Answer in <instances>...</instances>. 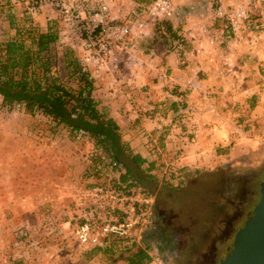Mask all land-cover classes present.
<instances>
[{
	"label": "crops",
	"instance_id": "crops-1",
	"mask_svg": "<svg viewBox=\"0 0 264 264\" xmlns=\"http://www.w3.org/2000/svg\"><path fill=\"white\" fill-rule=\"evenodd\" d=\"M0 1V45L20 39L28 48L29 32L35 39L44 33H54L58 39L50 44L46 54L51 59L49 54L62 46L64 67L70 76L74 70L71 61L78 56L74 49L76 41L58 28L54 16H42L29 28V19L20 7L10 0ZM193 1L180 2L186 5ZM202 48L201 59L184 58L185 62L174 53L157 57L158 54L151 56L147 49L143 53L141 48L136 61L116 69L115 75H109L106 70L99 76L93 74L92 98L119 126L133 153L145 159V167L150 163L151 174L156 170L153 171L155 163L147 143H167L169 150L178 147L183 151L179 165L185 179L222 175L215 172L218 167L234 169L249 156L258 159L251 165L245 160L237 167L261 169L264 165V143L250 140L247 130L237 126L264 112L258 98L253 96V84L241 81L237 96L230 97L234 93L231 82L220 79L216 67L208 61L213 53L211 47L204 43ZM57 66L60 70V64ZM58 76L63 82L62 74ZM77 85L76 82L74 87ZM173 121H180V127L171 126ZM69 135L67 129L59 127L55 137L63 138L64 143H40L38 136L33 143L27 138L23 143H0V153H3L0 155V197H17V200H0V212L17 213L18 225L37 228L42 238L43 228L50 225L54 236L44 241H49L48 246L66 248V259L75 260L81 254L86 264H92L93 259H104V264H109L102 250L84 248L79 253L76 242L69 237V230L75 232L78 199L83 197L84 189L90 188L86 184L88 167L84 155L88 154L86 147L93 145L69 143ZM5 149L10 151L6 153ZM81 161L84 169L78 168ZM50 255H42L37 264H61L59 256L47 257ZM119 261L129 264L125 259Z\"/></svg>",
	"mask_w": 264,
	"mask_h": 264
},
{
	"label": "built area",
	"instance_id": "built-area-1",
	"mask_svg": "<svg viewBox=\"0 0 264 264\" xmlns=\"http://www.w3.org/2000/svg\"><path fill=\"white\" fill-rule=\"evenodd\" d=\"M10 1L22 9L29 28L42 16H54L60 30L75 39L81 67L76 79L87 74L93 81V74L99 76L102 70L115 75L116 69L136 61L143 47L156 56L160 43L165 53H174L183 61L201 59L202 47L207 43L213 51L208 61L216 67L220 79L231 82L234 93L230 97L237 96L241 81L251 82L253 96L264 108V0H188L193 2H180L179 6L176 3L182 0ZM12 107L25 108L19 103ZM180 124L171 122L173 127ZM237 126L247 130L250 140L264 143V112ZM77 136L89 138L83 131ZM163 144H146L155 163L153 171L162 182L177 188L185 181L179 165L183 151L175 147L171 151L173 160L167 162L164 158L168 145L165 143L164 148ZM92 147L93 151L84 155L89 168L86 184L90 188L84 189L77 203V242L85 249L114 252L138 246L147 252L151 262L168 264L159 247H153L154 256L147 251L160 222L156 196L135 180H124V167L104 148L95 143ZM146 168H151L150 163ZM26 236L27 233L23 235ZM23 244L16 239L15 249L23 248ZM34 249L39 252L40 247L35 245ZM24 258L29 261L31 257L18 254L14 260L21 262Z\"/></svg>",
	"mask_w": 264,
	"mask_h": 264
},
{
	"label": "rangeland",
	"instance_id": "rangeland-1",
	"mask_svg": "<svg viewBox=\"0 0 264 264\" xmlns=\"http://www.w3.org/2000/svg\"><path fill=\"white\" fill-rule=\"evenodd\" d=\"M176 4L178 6L181 5L180 1H178ZM3 22L4 21H1V23ZM31 23L33 25L35 24V22H31ZM58 28L62 29L59 26ZM61 47L62 46H60V50L59 48H56L55 51L53 50V54L51 53L52 55L49 54L51 56V60H50L51 66L57 74L59 75L60 73L62 74L64 78L63 81L64 84H66L69 87H74L77 82V79L74 78L72 74L70 76L68 75V72L64 67V59L62 54L64 53V50ZM165 51L166 48L162 47V43L157 44L156 46V53L158 54L157 57L163 55ZM143 53H146V47H143ZM58 57H60L61 60L60 63H58ZM57 64L58 65L60 64V68H61L60 70H58ZM55 66L57 67V69ZM58 128L59 127L55 125V122L53 120H51L50 118L46 117L41 113L39 114V110H37L34 114H31L27 112L26 108L14 109L13 107L10 108L3 107L2 97H0V143H23L24 138H27V140L30 143H33L35 141V136H38L37 141L38 142L41 141L40 143H64L63 138L61 139L60 137H58L57 139V137H55L58 132ZM68 140L69 143H94L89 138L87 139L78 138V136L72 138L70 137V135ZM163 145L165 148V143ZM86 148L88 150L87 153H91L93 151L92 146L89 147L87 146ZM165 149H166L165 150L166 157L164 159H166L167 162H171L174 158V155L172 154L171 150H169V148L166 147ZM13 150H15V148ZM80 150L83 151L84 149L80 148ZM5 151L6 153H8L10 149H5ZM45 152H49V150ZM2 154L3 153L1 152L0 155ZM257 159H258L257 156L255 157L249 156V158L245 160L248 162V164L251 165ZM245 160H243L242 162L245 163ZM240 163L236 164L235 165L236 167L234 169H230L229 167H222V166L218 167L215 170V172H220L222 173V175H216V176L203 175L192 178L189 177L185 179L183 184L177 188L171 186L167 182H162L161 179L158 176H156L158 178V182H155L153 185L149 186L148 188L156 196L157 199V209L160 215V222L158 229H160V231L158 236L156 235V233L155 235L153 234L154 241L151 242L150 248H148L147 251L154 256L156 254V251L155 248L153 247L154 246L159 247L158 250L159 253L161 254L163 253L165 258H167L166 259L167 263L172 264L173 260L171 256V250L168 247V245L165 244L163 239V238H167V234H168L167 230L171 231L172 228L187 227L188 225L196 226V224L194 225V223L196 221H202L203 219H205L207 217L209 210L211 211V214L215 215V213H217L218 211L217 206L221 204L222 205L225 204L224 203L226 202L225 197L228 198L232 197L230 191V189L233 187L232 184L237 180V177L241 173H243V171H245V169L237 167L238 165H240ZM81 166L84 169L83 161H81V163H78V168H80ZM263 166H260L261 169H258L256 167L255 170L256 176L260 180L259 182H262L264 179L262 173ZM252 174L254 173L253 172L250 173V176ZM259 197H260V186L258 187V195L256 197H251V196L245 197L244 200L242 199V196L240 194L234 195V202L238 204V206H236L237 207L236 211L237 212L241 211L240 217L245 216V219L247 220L249 214L254 210L255 206L257 205ZM13 198L17 200V197H13ZM13 198L0 197V200L9 201ZM241 200L243 203L241 202ZM200 209L201 212L199 214ZM226 209L229 208H226L225 205L224 213H226ZM189 216H192L194 218V220H192L191 218L192 223L186 222ZM4 219H7L9 221H6ZM4 224L8 226L4 228L3 226ZM198 225L200 224L198 223L196 227H198ZM43 230H44L43 237L46 240L54 236V231L52 232L53 229L52 228L50 229V225L43 228ZM25 233H27V236L23 237ZM40 234L41 233L39 232V230L35 227L27 228V227L19 226L17 213L13 211H10L5 214L0 212V264H37L39 258L42 257V255H46V254H51L50 256L47 257L59 256L61 259V264H86L83 261L81 254L79 256H75L74 258L75 260L66 259L65 258V255L67 253L66 248L64 247H63L64 249L60 248L62 246L58 247L55 244H51L48 246L47 244L49 243V241L47 242L44 241L45 239L40 237L39 236ZM69 237L72 241L76 242L75 243L76 249L78 250L79 253H81V251L84 248L80 246L79 243L77 242L75 238V232L69 230ZM16 239L17 240L20 239L24 242L23 248L19 250L15 249L14 242ZM35 245H37V247H40L39 252H35L34 249ZM111 251L114 253V255H117L118 257L124 253L129 252V251L114 252L113 250ZM18 254L19 255L26 254V256H30L31 258L29 261L26 258H24L21 262H16L14 258L18 257ZM7 259H10L9 262ZM93 262L94 264H104V259H102V261L99 259H93L91 263L93 264ZM107 262L111 263V261L109 260ZM114 264H127V262L120 263V261H117L114 262ZM150 264H157V262L152 261Z\"/></svg>",
	"mask_w": 264,
	"mask_h": 264
},
{
	"label": "trees",
	"instance_id": "trees-1",
	"mask_svg": "<svg viewBox=\"0 0 264 264\" xmlns=\"http://www.w3.org/2000/svg\"><path fill=\"white\" fill-rule=\"evenodd\" d=\"M28 34H31L28 48L20 39L0 45V97L3 107L10 108L19 103L24 104L31 114L39 110L58 127L67 129L72 138L83 131L97 147L104 148L124 167V180L133 179L153 194L148 187L158 182V178L150 173V169H146L145 159L133 153L119 126L92 98L94 82L87 74H83L77 79L76 88L64 84L46 54L50 44L57 41L56 34L48 32L36 39L31 37L32 32ZM77 60L78 56L71 61L74 77L81 73ZM96 249L105 253L111 261L109 264L121 259L129 264H146L151 261L147 252L138 246L119 257L109 249ZM131 256L136 258L132 259Z\"/></svg>",
	"mask_w": 264,
	"mask_h": 264
},
{
	"label": "flooded vegetation",
	"instance_id": "flooded-vegetation-1",
	"mask_svg": "<svg viewBox=\"0 0 264 264\" xmlns=\"http://www.w3.org/2000/svg\"><path fill=\"white\" fill-rule=\"evenodd\" d=\"M249 169L245 168V171L237 177L230 189L232 197H225V204L217 206L218 211L215 215L209 210L205 219L194 223L196 226L199 223L198 227L188 225L172 228L171 231L167 230V238L163 239L171 250L172 264H220L222 262L226 248L234 242L236 234L247 221L245 216L240 217L241 211H236L238 204L234 202V195L240 194L244 200L245 197L258 195L261 182L256 176V166ZM252 172L254 174L250 176ZM225 205L229 208L226 209V213H224ZM191 218L194 220L192 216L185 218L186 222L192 223ZM159 231L160 229H156L157 236Z\"/></svg>",
	"mask_w": 264,
	"mask_h": 264
},
{
	"label": "water",
	"instance_id": "water-1",
	"mask_svg": "<svg viewBox=\"0 0 264 264\" xmlns=\"http://www.w3.org/2000/svg\"><path fill=\"white\" fill-rule=\"evenodd\" d=\"M220 264H264V179L260 197Z\"/></svg>",
	"mask_w": 264,
	"mask_h": 264
}]
</instances>
